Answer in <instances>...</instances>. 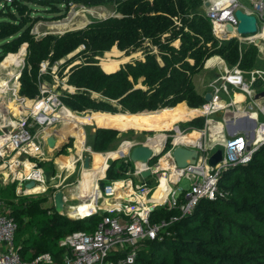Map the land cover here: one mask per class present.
Listing matches in <instances>:
<instances>
[{
	"label": "trees",
	"instance_id": "trees-1",
	"mask_svg": "<svg viewBox=\"0 0 264 264\" xmlns=\"http://www.w3.org/2000/svg\"><path fill=\"white\" fill-rule=\"evenodd\" d=\"M80 3H114L116 13L60 34L37 37L32 32L40 18L59 20L72 4ZM202 4L203 0L0 1V62L27 44L19 92L32 99L39 95L40 62L52 65L63 58L66 64L78 61L69 67L67 75L75 91L62 93L60 100L78 113L103 112L83 120L95 117L115 121H92L108 127L94 130L91 147L95 151L109 150L118 129L132 128L128 125L159 129L178 117L185 120L199 113L193 108L200 107L205 99L196 91L193 76L210 57L220 56L228 66L240 69L255 65L258 47L253 43L243 46L236 37H216L206 13L199 10ZM113 46L127 56L134 52L141 56L106 72L96 56ZM240 99L236 94L235 101ZM204 120L199 116L188 123L201 129ZM129 170L127 163L116 167L113 161L101 184L125 177ZM217 185L214 199L201 198L190 213L161 229V239L142 241L132 264H264V144L247 163L222 171ZM12 186L13 196L0 193L17 223L15 234L20 241L15 248L24 264H61L59 241L73 231L91 232L102 220L100 213L69 218L53 206L44 207L45 198L15 195ZM6 187L1 186L4 190ZM177 214L176 208L157 207L148 219L155 223ZM46 253L49 262H35Z\"/></svg>",
	"mask_w": 264,
	"mask_h": 264
},
{
	"label": "built area",
	"instance_id": "built-area-1",
	"mask_svg": "<svg viewBox=\"0 0 264 264\" xmlns=\"http://www.w3.org/2000/svg\"><path fill=\"white\" fill-rule=\"evenodd\" d=\"M222 1H204L207 4L205 13L210 20L212 33L219 39H229L234 36L239 43H254L255 38L262 34L263 28L255 35L237 34L238 21L234 10L241 8L247 13L254 14L259 26V22L264 19V0H253L251 10L242 8L237 0H229L226 4H224L226 0L223 3ZM228 24L232 26V31L227 30ZM215 58L211 66L221 68L210 84L211 91L208 92L210 99L200 107L193 108H202L203 111L196 115L205 118L203 128L196 129L199 136L193 141L179 138L180 135L190 132L175 126L167 130V133H163L159 139L158 149L149 146V142L155 139L156 134L146 135L143 141L123 140L120 146L127 144V153L120 158L122 162L128 164L130 170L126 172L125 177L109 180L100 186L99 182L106 179L105 168L103 175L96 179V189L90 192L86 200L95 198L96 206L92 214L100 213L102 220L91 232L73 231L59 241V246L62 248L61 259L64 264H132L142 241L156 237L161 239V229L190 213L201 198L214 199L218 194L217 183L221 172L228 166L247 163L252 154L264 144V108L257 104L258 96L264 94V90L257 92L254 89V85H264V70L243 71L237 65L228 66L220 56ZM52 65L51 67L45 60L40 62L37 78L39 95L30 101L27 113H23L26 99L20 100L17 94L20 90V83L17 80L20 76L19 71L15 79L16 86L13 85L12 90L16 103L19 100L18 106H21V113L17 112V116L14 117L4 114L3 118H0V186L14 184V190L18 195L46 192L49 187L55 188L60 181L58 172L48 177L40 166L41 161L46 159L43 147L44 139L47 137L46 129L62 124L64 118L59 111L69 109L60 100L59 92L47 88L45 76L46 74L55 76L57 68L56 65ZM65 86L71 88L69 93L74 89L71 85L65 84ZM238 92L245 95L246 105L253 103L256 106L257 112L254 116L256 125L253 131L244 128L230 133L235 125L231 114H236L234 108H237L239 103L234 100ZM205 106L208 108L206 109ZM219 111L222 117L216 118L210 115ZM261 117L263 120H260ZM38 123L40 126L35 129L34 125ZM171 130L173 133L170 134ZM139 144H145L151 148L157 156L156 163L150 164V160L148 162L132 161L129 158L132 147ZM219 145H222V159L211 167L207 158ZM177 146L195 149L197 151L195 162L182 168L178 167L172 157V151ZM67 149L70 150L71 147ZM74 150H77V147H74ZM84 151H91V149L87 146L80 154L75 152L77 158H74V164L79 162L83 170L86 169L83 166ZM31 156H36L37 159H32ZM58 157L66 156L60 154ZM162 159L166 166L160 165ZM146 170H150V175L142 176L141 173ZM162 178L165 180V198L160 205L153 201L152 197L161 184ZM181 179L188 181L186 189L178 187ZM49 180L51 182L48 185ZM29 181H34V185L27 188L25 184ZM37 184L43 185L44 190L30 191ZM100 195L101 201L106 199V203L110 205L101 207L99 205L101 201H98ZM64 198L67 201L66 196ZM69 207L75 208L71 205ZM157 207L176 208L178 214L167 220L150 223L149 214ZM9 211L8 201L0 195V264H24L14 245L17 223L9 215ZM68 211L67 209L66 212ZM66 214L72 219L83 218L79 215L70 217L68 213ZM39 260L49 262L50 255L42 254L35 259V262Z\"/></svg>",
	"mask_w": 264,
	"mask_h": 264
},
{
	"label": "rangeland",
	"instance_id": "rangeland-1",
	"mask_svg": "<svg viewBox=\"0 0 264 264\" xmlns=\"http://www.w3.org/2000/svg\"><path fill=\"white\" fill-rule=\"evenodd\" d=\"M1 3H7L3 0H0ZM204 1L203 0V4L202 6L199 8V10L205 12V8H204ZM241 4L246 5V6H250V2L249 0H238ZM106 12V13H105ZM104 13V15H103ZM116 13V6L114 3H108V4H102V5H87V4H72L66 14L65 17L59 19V20H47V19H39L32 27V32L37 36L40 37L45 33H51V34H60L66 30L69 29H73V28H78V27H82L85 24H87L90 20H96V19H101V18H105L111 15H114ZM36 15V14H34ZM74 16V19H73ZM82 18H86L84 20H82ZM70 20H72L71 23ZM65 24H62L64 23ZM85 23V24H83ZM83 24V25H82ZM74 25V26H73ZM63 26V27H62ZM65 26V27H64ZM264 29V20H262L260 22V27L259 29ZM249 44V42H243V46ZM24 44L20 47V49L18 50L17 53H12V54H7L6 58L0 62V109L2 110V114H10L12 117L17 116V112L21 113V106L19 105V100L16 103V100L14 99L15 96L13 94V84L15 81L16 84V78H17V74H19V71H22L23 67H24V61L23 60H19L17 62V64H19L18 67H16V65H14L12 62L13 57L17 54H20L22 52H24L25 54V48L23 47ZM259 48H258V54H259ZM264 53V50L263 52ZM260 54L259 58L257 55V60L255 65L251 68V69H264V54ZM13 55V56H12ZM70 55V54H69ZM69 55H67V57H69ZM9 60L8 58L11 57ZM141 56V54L139 52H134L130 55H125V53L122 51H120L119 49H117L116 46H113L109 51L104 52L102 55L100 56H96L97 60H98V64L102 67V69L106 70L107 72L109 70H107V68L103 65L105 62H112L113 64V69L116 68V66L120 65L122 62L128 61L132 58H136ZM66 57V58H67ZM261 58H263V60H261ZM8 61L10 62L8 65L5 63H8ZM65 58L60 59L56 62H54L53 64L57 66L56 68V72H55V76H51L49 74H46L45 76V82L47 84V88L56 92H59L60 94L62 93H69V91L71 90V88L65 86V84H68L67 80H66V74L68 75V71H69V67L71 65H73L74 63L78 62V61H74L71 64H66L64 63ZM212 61V60H211ZM53 65H51L52 67ZM257 66L259 68H257ZM243 71H248L246 69H242ZM10 74H12V76L10 77ZM205 74V71H201L198 75L195 76V81L196 83H198V79L200 77H202ZM9 80V81H8ZM19 81V77L17 79ZM7 83L8 86L4 87V84ZM20 83V81H19ZM72 86V85H71ZM7 87V88H6ZM74 87V86H73ZM200 87H198L199 89ZM254 89L255 91L259 92L261 91L260 87L258 85H254ZM264 90V87L263 89ZM73 92L75 91V87L72 90ZM71 91V92H72ZM211 91V90H210ZM19 99L21 100V98H25L26 101H31L32 99H29L27 97H24L22 95L19 94V90L17 92ZM246 103V100L243 101V104ZM242 104V105H243ZM26 105V107H25ZM18 106V107H17ZM30 104H27L24 102V109H23V113H27V110L29 108ZM240 106V105H238ZM237 106V107H238ZM71 110V109H70ZM73 111V110H71ZM75 114L79 115L81 118H76L75 119L79 122H77L76 120H71L75 126L69 125V130L72 131V127H78L81 126L84 132V146L83 149L85 147V145L87 144V146L90 147L91 151H84L85 155H90L92 154V163H90V165L92 164V166H90V168L85 171V169L83 170L80 163H75L73 169L70 168H59L58 166V162L59 160H56L55 163V158H59L58 156H56L54 159L50 160L48 159L49 157H51L52 155L55 154L54 152V147H52L51 145L48 144L49 140H47L48 136L44 139L43 142V147L46 153V160L45 161H41L40 166L43 168V170L45 171V173L47 174L48 177H51V175L54 172H58V176H59V183L58 185L53 188V187H49L48 190L46 192H41V193H36V194H30L33 195L37 198H45V202L42 203V205L44 207H50L53 206V195L57 190H61L64 192L66 199L69 197L67 196L70 194H75L77 196H75L76 199H70L67 201H65V206H64V210H63V214L67 215L66 210H70L71 208L69 207L71 206H75V208L71 209V212L68 213V215L71 217L73 214H75V212L78 210L76 209V205L77 208H81V205L83 204L84 201L79 200V195L83 193H85V189H83V184H85V186L87 185V192H86V197L88 198L90 194V192L93 191V186L89 187L90 184H93L94 182H96V178H98L99 176H102L104 171L101 170V159L99 158H93V153H97L100 155V157L102 158L103 156H107V154L109 152H113V151H119V156L117 157H113L112 153L110 155H108L109 159L107 161V166L105 167L106 170L109 167V165L111 164V162L115 161V166L117 167V165L119 163H121L123 160L120 158L122 155L127 153V148L125 147L126 144L120 146L121 142L123 140H133V141H143L146 135H155V134H159L162 135L163 133H167L168 131L166 129H169L166 127V125H161V128L159 129H148V128H139V127H135V126H131L128 125L132 128H128L125 130H121L118 129L119 133L116 136L117 138L113 139L110 144H109V150H105V151H95L93 150V148L91 147L90 143L92 141L93 138V132L97 127H108V126H98V125H94V123H92V121H94V119H86V120H81L83 117H87L91 114H89V111H85L82 113H78L76 111H73ZM186 114V113H185ZM188 115L191 113H187ZM2 115V116H3ZM213 117H222L223 115H221V111L219 112H214L212 114H210ZM72 117V116H71ZM182 117V116H181ZM181 117H178L176 119L175 122V126H177L179 129L181 130H185L186 132H191L192 130H196L197 128L195 127H191L192 125H190L188 123L189 119L192 120V117H198L197 115L195 116H191L189 119L187 120H179ZM179 120V121H178ZM260 120H263L262 117L260 118ZM103 121V120H100ZM65 124L67 121H64ZM64 124V123H62ZM62 124H56L55 127L56 129H60L62 127ZM67 125V126H68ZM35 129L37 127H39V123L35 124ZM66 126V125H65ZM170 127V126H169ZM115 128V127H112ZM116 129V128H115ZM150 130V131H148ZM152 130V131H151ZM233 131V130H232ZM169 133H173V131H169ZM231 133V131H230ZM47 135V133H46ZM52 138L51 139H55L57 143L60 140V137H58V135L56 134H52L51 135ZM77 136V134L73 135V134H68L64 139H62L63 143H66L65 147L62 149L60 154L65 155L66 157H73L77 158V155H75V152H77V154H79V152L81 153L82 151V146L78 147L80 145V141H79V137L78 141L77 138L75 137ZM50 139V140H51ZM208 139H206L207 141ZM79 142V145H78ZM69 143V144H68ZM67 147H71L70 150L67 149ZM74 147H77V150H74ZM79 148V149H78ZM217 148H221L222 149V145L217 146ZM216 148V149H217ZM49 153V154H47ZM59 155V154H58ZM75 155V156H74ZM48 159V160H47ZM157 156H154L151 160H150V164H154L156 163ZM63 162V160H62ZM62 162H59V165L62 164ZM83 170V171H82ZM105 170V169H104ZM122 178V177H121ZM120 178V179H121ZM119 179V178H116ZM105 180V179H104ZM89 181V182H86ZM106 181V180H105ZM51 182V180L48 181V185ZM102 181L99 182V185L101 186ZM105 183V182H103ZM80 185V188H82L80 191L78 190V186ZM2 186H7L6 189H2L0 186V190L2 191V193L9 195L10 197L13 196V186L12 184H7V185H2ZM188 186V181L186 179H181V181L178 184L179 188H184L186 189ZM102 190H101V195H102ZM15 195H18L16 193V191L14 192ZM78 193V194H77ZM1 195V193H0ZM101 195L98 197V201H101ZM2 196V195H1ZM85 197V195H84ZM4 198V197H3ZM78 199V200H77ZM100 205H102L101 203H99ZM54 207V206H53ZM95 208L86 207V214L85 215H89L92 213V211H94ZM55 210V209H54ZM84 214V213H83ZM80 214V215H83ZM84 215V216H85ZM75 216V215H73ZM83 216V217H84ZM16 233V232H15ZM20 239L16 237V234L14 236V245H18L19 244ZM49 264V263H48ZM61 264H64L61 260Z\"/></svg>",
	"mask_w": 264,
	"mask_h": 264
},
{
	"label": "water",
	"instance_id": "water-1",
	"mask_svg": "<svg viewBox=\"0 0 264 264\" xmlns=\"http://www.w3.org/2000/svg\"><path fill=\"white\" fill-rule=\"evenodd\" d=\"M234 15L238 21V24L236 26L237 34L242 35V36H250V35H255L258 32V21H257V18L254 14L247 13L246 11H243L241 8H236L234 10ZM82 27H78V28H82ZM78 28H73V29H69V30H74V29H78ZM226 28L228 31L233 30L232 26L230 24L226 25ZM66 31H68V30H66ZM64 32H62V33H64ZM259 42H260L259 39L255 40V44L258 45ZM25 47H27L26 43H25ZM25 56H26V49H25L23 61L25 59ZM20 73H21V71H20ZM204 99H205V101H208L210 99V94L207 93L204 96ZM91 113H93V112H91ZM255 125H256V123L254 122L252 128H254ZM51 138H52V136L48 137L47 140H49L48 144L51 145L52 147H54L55 154L48 158L50 160L54 159L58 154H60L62 149L66 146L65 145L66 143H63L62 139H60L57 143H55L56 140L51 139ZM154 156H155V154H154V152H152L150 147H148L145 144H139V145L132 147V149L130 150L129 158L132 161L148 162ZM172 157H173L174 161L176 162L177 166L182 168V167H185L189 163L191 164V163L195 162L196 157H197V151L195 149L177 146L172 151ZM31 158L37 159L36 156H31ZM90 159H91L90 155H84V157H83L84 168H86V169L90 168ZM221 159H222V149L217 148L211 155L208 156L207 162H208L209 166L214 167ZM141 175L142 176H149L150 170L143 171L141 173ZM33 185H34V181H29L25 184V187L30 188ZM64 196H65V194L61 190H57L53 195V204H54L53 206H54L55 211L59 214H63V210H64V206H65Z\"/></svg>",
	"mask_w": 264,
	"mask_h": 264
},
{
	"label": "crops",
	"instance_id": "crops-1",
	"mask_svg": "<svg viewBox=\"0 0 264 264\" xmlns=\"http://www.w3.org/2000/svg\"><path fill=\"white\" fill-rule=\"evenodd\" d=\"M238 1V0H237ZM211 2V1H210ZM249 2H250V6H246V5H243V4H241L239 1H238V3L240 4V6L242 7V8H244V9H249V10H251L252 9V3H253V0H249ZM204 8H205V12H206V8H207V4H206V2H204ZM262 20H264V19H262ZM261 20V21H262ZM260 21V22H261ZM260 22H259V26H258V31L260 30L259 29V27H260ZM261 31V30H260ZM262 33H263V30H262ZM263 36H264V34H263ZM262 36V34H260V35H258L257 36V38H255V40L256 39H259L260 40V42H259V44L257 45V44H255V41H254V43L253 44H255L258 48H259V54H258V58H259V56H260V54L263 52V50H264V37ZM263 44V45H262ZM122 52V51H121ZM262 54H264V53H262ZM215 56H217V55H215ZM215 56H213V57H215ZM212 57H210L209 59H207L206 61L207 62H205V64H204V67H203V69L201 70V71H205V74L206 75H203L202 77H200L199 79H198V83H196V81H195V76L196 75H198L200 72H198L197 74H195L194 76H193V82H194V85H195V89H196V91L198 92V93H200V94H202V95H206L210 90H211V88H210V84H211V82H212V80H213V78L218 74V71H219V68H221V67H212L211 65H212V62H213V60H215L216 58H213V59H211ZM212 61H211V60ZM209 60V61H208ZM261 60H263V58H261ZM264 61V60H263ZM122 63H124V62H122ZM121 63V64H122ZM119 66L117 65V68H118ZM257 68H259L258 66H257ZM114 70V69H113ZM260 70H264V69H260ZM106 71V70H105ZM107 72V71H106ZM259 87H260V89L262 90L263 89V87H264V85H258ZM198 87H200L199 89H198ZM237 94H239L240 96H241V99L238 101V103L239 104H237V105H240V106H238L237 108H234L236 111V114H231V112H230V114H231V116H232V121H234L235 122V125L232 127V129H231V132H232V130L233 131H236V130H241V129H244V128H249L251 131H253V128H252V126H253V123L254 122H256L255 121V119H254V116L256 115L255 114V112H257V109H256V106L253 104V103H250V104H243V101H245V99H246V97H245V95L243 94V93H241V92H238ZM260 103H263L264 104V94H260V96H258V102H257V104L258 105H260ZM183 104L187 107V108H189L187 105H186V103L183 101ZM243 104V105H242ZM261 106V105H260ZM68 110H70V109H68ZM70 113H72V111L70 110ZM93 113H103V112H93ZM93 113L91 114V112L89 113V114H91V115H89L90 117L93 115ZM191 114H193V113H191ZM77 115V114H76ZM72 116V117H71ZM77 116H79V115H77ZM195 116V115H194ZM80 117V116H79ZM78 117V118H79ZM65 118H68L67 120H65V121H67L66 122V124H65V122H63L64 124H62V127L60 128V129H56V127H53L52 128V130L51 131H49V132H47V129H49V128H47L46 129V133H47V136L48 137H50L53 133L54 134H56V135H58V137H60V139H63V138H65L68 134H73V135H75V134H77V136L79 137V141H80V145H79V142H78V147H81L82 146V150H83V146H84V132H83V129H82V127L81 126H78V127H72V131H70L69 130V125H72V126H75V124L71 121V120H76L75 119V116H74V114L72 113V114H70V116H68V117H65ZM81 118V117H80ZM192 118H194V117H192ZM216 118H217V116H216ZM90 119H94V120H101L100 118H95V117H93V118H90ZM189 119V118H188ZM82 121H83V118L81 119ZM185 120H187V119H185ZM190 120V119H189ZM77 121V120H76ZM77 122H79V121H77ZM102 122H115V121H102ZM69 124V125H68ZM121 124V123H120ZM66 125V126H65ZM68 125V126H67ZM123 125V124H122ZM175 123L171 126V128L170 129H172L173 127H175ZM170 129H166V130H170ZM148 131H150V130H148ZM152 131V130H151ZM185 131V130H184ZM193 131V130H192ZM77 136H75L76 138H77ZM211 141H212V139H210ZM77 141H78V138H77ZM133 141V140H132ZM87 145V144H86ZM85 145V147H84V149H86V146ZM79 149V148H78ZM47 154H49V153H47ZM79 154H80V152H79ZM60 155V154H59ZM59 155H57V156H59ZM56 159V158H55ZM54 159V160H55ZM56 160H59V162L61 163L62 162V160H63V157H59V158H57ZM56 160H55V163H56ZM59 162H58V166L60 167L61 165H59ZM73 162H74V160H73ZM91 163H92V157H91ZM93 164V163H92ZM65 168H69V167H65ZM89 169V168H88ZM88 169H85V171H87ZM102 171H104V169H101ZM86 182H89V181H86ZM93 186V184H90V186L89 187H92ZM78 194V193H77ZM89 195V194H88ZM67 196H69L67 199L68 200H70V199H76L75 198V196H77V195H75V194H70V195H68L67 194ZM87 196V195H86ZM84 197V194L82 195V194H80L79 195V200H81V201H85L86 200V198L87 197ZM78 200V199H77ZM88 205L86 204V207H87ZM83 214V213H82ZM86 214V212H84V214L83 215H85ZM82 216V215H81Z\"/></svg>",
	"mask_w": 264,
	"mask_h": 264
},
{
	"label": "bare ground",
	"instance_id": "bare-ground-1",
	"mask_svg": "<svg viewBox=\"0 0 264 264\" xmlns=\"http://www.w3.org/2000/svg\"><path fill=\"white\" fill-rule=\"evenodd\" d=\"M224 2V0L222 1V3ZM229 2V0H226L225 1V3L224 4H226V3H228ZM223 4V5H224ZM106 13V12H105ZM103 15H104V13H103ZM73 19H74V16H73ZM84 19H86V18H84ZM83 18H82V20H84ZM72 22V20H70V22L69 23H71ZM62 24H65V22L64 23H62ZM83 24H85V23H83ZM82 24V25H83ZM74 26V25H73ZM63 27V26H62ZM65 27V26H64ZM263 34H264V29H263V33H262V36H263ZM264 37V36H263ZM263 45V44H262ZM25 49H26V47H25V44H24V46H23ZM13 56V55H12ZM12 56L11 57H9L8 58V60L10 59V58H12ZM211 59H213V57L211 58ZM210 59V60H211ZM13 61L12 62H14L13 64L14 65H16V67H18L19 66V64H17V62L19 61V60H23V54L22 53H20V54H16L14 57H13V59H12ZM26 60V59H25ZM209 61V60H208ZM10 62L8 61V63H5V65L7 64H9ZM113 64L114 63H112V62H105L103 65L107 68V70H109L108 72H110V71H113ZM12 76V74H10V77ZM9 81V80H8ZM14 86H16V84L14 83L13 84ZM5 86H8V84L7 83H5L4 84V87ZM15 91H16V89H15ZM235 101V100H234ZM235 102H237V101H235ZM218 105L220 106V103H218ZM218 105H215V107H218ZM260 105H261V108H264V104L263 103H260ZM205 108L207 109L208 108V106H205ZM198 110V112H202L203 111V109L202 108H200V109H197ZM59 113H60V115L64 118V121L65 120H67L68 118H65V117H68V116H70V114H72V113H70V110H68V109H66V110H60L59 111ZM193 114H195V113H193ZM3 114H2V110L0 109V118H3V116H2ZM175 123V122H174ZM173 123V124H174ZM173 124H171V125H169V126H167L166 124V127L167 128H171V126L173 125ZM52 130V128H49V129H47V132H49V131H51ZM163 136V134L162 135H159V134H156V136H155V139H153V140H151L150 142H149V146H151L152 148H154V149H158L159 148V143H160V141H159V139L161 138ZM199 136V134L197 133V131L195 130V131H193V132H190V133H188V134H185V135H180L179 136V138H184V139H190V140H196V138ZM51 137V136H50ZM213 138H214V136H213ZM69 144V143H68ZM127 145V144H126ZM126 148H127V146H125ZM112 153V156L113 157H117V156H119V151H113V152H109L108 154H107V156H103L102 158L100 157V155L99 154H97V153H93V158L95 159H97V158H99V159H101V169H105V167L107 166V161H108V159H109V157H108V155H110ZM73 157H63V162H62V165L59 167V168H65V167H69L70 169H73V167H74V162H73ZM160 165L161 166H166V164H165V161L162 159L161 161H160ZM240 165V164H239ZM100 177V176H99ZM97 179V178H96ZM95 179V180H96ZM96 182H94L93 183V190L94 189H96ZM81 186H83V189H85V193H83L85 196H86V192H87V190H88V188H87V185L85 186V184H83V185H81ZM164 187H165V180L162 178L161 179V184L159 185V187L157 188V190L153 193V197H152V199H153V201H155V202H157L158 204H163V199L165 198V193H164ZM82 188H80V185L78 186V190L80 191ZM44 190V186L43 185H41V184H37L36 186H34L33 187V189L32 190H30V191H33V192H41V191H43ZM106 199H104V200H102L101 201V204L102 205H100L101 207H104V206H107V205H110V204H107L106 203ZM86 204L89 206V207H92V208H95V206H96V200H95V198H93L92 200H89V201H87V200H85L84 202H83V204L81 205V208H77L76 207V209H78L76 212H75V214H73V215H79L80 217H83L84 215H80V214H82V213H84V212H86ZM71 212V209L68 211V213H70ZM72 215V216H73Z\"/></svg>",
	"mask_w": 264,
	"mask_h": 264
}]
</instances>
